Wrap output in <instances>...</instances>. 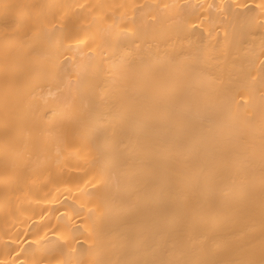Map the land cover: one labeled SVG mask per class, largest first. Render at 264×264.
<instances>
[{"label": "bare ground", "instance_id": "1", "mask_svg": "<svg viewBox=\"0 0 264 264\" xmlns=\"http://www.w3.org/2000/svg\"><path fill=\"white\" fill-rule=\"evenodd\" d=\"M0 264H264V0H0Z\"/></svg>", "mask_w": 264, "mask_h": 264}]
</instances>
